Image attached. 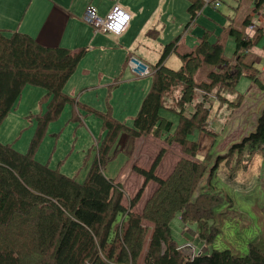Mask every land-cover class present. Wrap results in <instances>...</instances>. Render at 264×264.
<instances>
[{
    "label": "trees",
    "instance_id": "1",
    "mask_svg": "<svg viewBox=\"0 0 264 264\" xmlns=\"http://www.w3.org/2000/svg\"><path fill=\"white\" fill-rule=\"evenodd\" d=\"M248 1L254 3L251 14L239 26H228V35L236 41L233 58L225 54V35L214 42L211 31H205L196 47L185 53L178 52L177 37L164 47L154 66L151 86L132 127L114 118L110 109L94 112L102 118L106 135L81 181L40 163L34 152L48 121L66 102L74 101L63 88L85 49L73 52L44 46L26 33L7 35L0 29V125L26 85L45 87L53 98L29 152L20 153L0 142V264H264L263 242H251L245 255L226 248L196 252L191 258L179 249L171 229L172 220L180 215L184 223L196 224L206 244L213 243L221 232L220 209L233 202L216 177L220 174L227 188L245 192L253 180L242 173L258 156L264 158V107L255 129L219 155L215 164L211 153L203 157L197 153L200 133L215 136L211 119L216 100H226L225 94L236 90L242 76L264 88L251 52L264 39V26H258L251 37L246 35L254 13L264 10V0ZM206 3L190 0L186 30ZM174 52L182 60L179 69L165 65ZM163 110L174 113L178 121L164 117ZM122 132L134 139L151 135L167 145L178 143L183 152L166 178L157 174L166 146L149 168L134 166L144 182L129 204L124 202L125 184L104 172ZM150 181L158 187L136 211Z\"/></svg>",
    "mask_w": 264,
    "mask_h": 264
},
{
    "label": "rangeland",
    "instance_id": "2",
    "mask_svg": "<svg viewBox=\"0 0 264 264\" xmlns=\"http://www.w3.org/2000/svg\"><path fill=\"white\" fill-rule=\"evenodd\" d=\"M215 1L212 0L211 3L205 4L201 12H198L195 24H192L188 29L189 34H194L196 37L209 30L211 31V37H213L212 41H217L218 38L222 39L224 26L232 22L239 26L254 7V3L248 0H221V5L219 1V4L215 5ZM106 3L98 6V15L102 18H106L113 7V4ZM181 4V0L176 2L172 0L170 11L175 12L177 16H181ZM108 5V10L104 11L103 9H106ZM259 12L260 14L256 12L252 16V23L246 29L247 37L254 35L258 26H264V19L261 20L259 16L255 15L261 16L263 12ZM228 17L229 19L227 20ZM252 24L256 26L251 32L250 26ZM147 31L144 34H139L142 44L138 45L137 48L142 53L149 49V47H145L146 42H149L151 37L145 34ZM112 37L116 36L112 35ZM234 42H236L235 38L231 34L228 36V33H225L223 43L225 44V54L228 58H233L236 47ZM263 44L264 39L259 45L254 46L251 52L255 55L256 67L260 69L258 76L264 83V70H262V66H264ZM180 51H184V48H180ZM148 53L156 56L154 51ZM99 55H104V58H98ZM119 55V47L108 44L103 49L95 48L94 51H89L84 57L78 67V71L76 70V78L72 79L70 77L63 88L65 93L75 96L74 101L66 102L62 111L48 121L44 134L38 140L34 156L40 163L48 165L51 169L59 170L69 177H80L89 152L91 153L95 148L99 149L106 135L102 118L89 113L87 111L89 109V111L94 113L98 109H106L107 105L111 104L114 118L129 126L133 124V118L151 85L152 74L140 79L136 78L138 76L131 69V72L127 71V73H124L123 64L118 60ZM128 55L129 53L127 52L126 56ZM133 57L141 60L136 56ZM257 57L263 58L262 63L257 61ZM108 58H113V62H107ZM177 59L180 60L178 57ZM171 63L173 68L176 67L174 69L181 67L174 62ZM232 63L234 62L232 61ZM84 68H87L89 72L84 73ZM128 73L130 74L128 75ZM116 78L118 79L116 80ZM144 82L145 84L147 82V85L143 86L142 89L139 83ZM140 92L144 94L138 108L136 109L135 107L136 110L134 112L136 97L138 103ZM180 94L181 85L175 89L174 95L179 98ZM238 95H243L244 97L239 99ZM225 98L226 100L221 103L218 100L214 102L211 127L215 132V141L209 150V153L212 154V164H215L216 158L225 154L231 145L239 142L246 134L255 129L257 115L261 108L264 107V88H261L259 83H254L252 78L242 76L236 90L226 93ZM52 99V95L49 94L45 87L26 85L16 107L11 110L0 125V142L5 145H11L20 153L29 152L38 130L40 119L48 113ZM79 100L80 102H78ZM85 105L90 106L89 109ZM162 112L164 114L169 113L177 121V116L174 113L166 110ZM196 138H198L197 135ZM155 142L149 135L145 136V139L138 143L139 154L137 152L134 156H128L127 154L119 156H125L128 159L121 178L122 181L126 182V199H124L126 204H129L130 199L135 196L143 184V180L139 184L136 172L132 171L136 160L139 164H146L156 158L162 146L168 147L158 167L161 172L159 176L166 178L170 174L173 165L181 157L180 146L176 143L172 145H167L166 143L165 145L158 144L157 148H155ZM125 143L124 137H120L118 139V148L123 147ZM144 143L148 144V147L142 149ZM141 149L144 151L143 156H140ZM246 173H242V175L246 177L249 174L253 182L250 185V189L245 192L233 191L227 188L226 184L222 182L224 178L220 174L216 177L221 190H225L233 198L232 203H228L220 209V214H222L219 215L217 222L221 224V232L217 239L211 244H206L199 237L196 224H186L182 221L180 215H177L171 222V229L178 244L191 243L197 253L210 254L214 249L229 248L235 253L245 255L249 251L251 242L264 243V158L258 156L254 159ZM152 185L154 188V183ZM152 185L146 191L144 190V200L149 197L148 195L153 190ZM143 204L141 200L135 208L136 211H141ZM193 252L194 249L184 251L191 258L194 257Z\"/></svg>",
    "mask_w": 264,
    "mask_h": 264
},
{
    "label": "crops",
    "instance_id": "3",
    "mask_svg": "<svg viewBox=\"0 0 264 264\" xmlns=\"http://www.w3.org/2000/svg\"><path fill=\"white\" fill-rule=\"evenodd\" d=\"M173 1L176 2L177 0H173ZM185 1L187 2H184L183 0H181L182 7L180 11L182 12V15L177 16L175 12L170 11V5H171L172 0H0V29L7 35H11L15 31L26 33L34 37L40 44L44 46H50V47L62 46V47L70 49L73 52H78L81 49H85V53L83 57L81 58V60L79 61L78 66L76 68L77 71H78V67L80 63L82 62V60L88 54L89 51H94L95 48L103 49L107 47L108 44H111L112 46L119 47L120 55L118 57V60L120 61V63L123 64L122 68H123L124 73L125 72L127 73V71L131 72L129 65H128V60L130 56H136L140 58L141 61L144 62V64L154 68V66L157 64V62L159 61L162 55V51L164 47L168 45L169 43H171L172 41H174L177 37H180L177 42L178 52H181V53L190 52L196 47L200 36L198 35L195 37L194 34L188 33L189 31L188 29L192 25L187 30L185 29L186 28L185 25H187L191 19V14L188 10L190 6V0H185ZM218 1L220 2V5H221V0H216L215 2H218ZM106 2L113 4V6L116 4H119L123 8L128 10L132 15V20L130 22L129 27L123 34L119 36L115 35L116 37H112V35L114 34L107 33L104 31H96L94 26L91 23H89V21H87V19L85 18V11L88 5L95 6L99 13L98 6L107 4ZM108 8H109V5L106 9H103V10L107 11ZM258 13L260 14V12ZM261 13H262L261 16L258 14H255V15L259 16V19L262 20L264 19V11H261ZM229 17L231 16L229 15ZM229 17L227 18V20L229 19ZM233 23L234 22L230 24H233ZM192 24L194 25L195 21ZM230 24L228 25L226 24L227 26H224V30H223L224 32L227 33V30L229 28L228 26ZM155 27L158 29H156ZM146 30L148 31L145 34L150 35L151 37L149 38L150 41L146 42L145 47H149L150 50L149 49L145 50L142 53V52H139L137 48L138 45L142 44V41H140L139 34H144ZM180 48H184V51H180ZM153 51L154 53H156V56H153L151 55V53H148V52H153ZM125 52L126 53L128 52L129 55L126 56ZM177 57L180 60H178ZM98 58H104V55L103 56L99 55ZM263 58L257 57V61L261 62L264 60ZM108 61L113 62V58H108L107 62ZM181 61L182 60L180 58V55L177 52H174V53H171V55L166 59L165 65L173 68L172 67L173 65H171L172 64L171 62H174L177 66L180 67L182 66ZM76 70L74 71L75 74L73 73L71 76L72 79L76 78V75H77ZM262 70H264V66H262ZM87 72H89V70L87 68H84V73H87ZM129 74L130 73H128V75ZM136 78L141 79L142 77H136ZM117 79L118 78H116V80ZM114 85L117 86L118 84H114ZM139 85L142 86V89H143V86L145 87L147 85V82L146 84L145 82L139 83ZM67 94L68 96L72 98L75 97L69 93ZM143 94L144 93L141 94L140 92V95H138V103H137V97H136V104H134V112L138 108ZM78 102H80V100ZM88 105H85V107H88L89 109L90 106ZM140 106H139V109H140ZM109 109L113 116L111 104L107 105L106 109H98V111L107 112ZM89 110H87L89 113L94 114L100 118L99 115ZM162 115L171 120L173 118L169 113L164 114L162 112ZM174 119L175 118H173V120ZM177 121H178V118H177ZM177 121L174 120L175 123ZM132 126L133 124L131 125V127ZM103 127H104V124H103ZM104 130L106 133L105 128ZM122 136L124 137V140H126V143L124 145L125 147L123 146L121 148H118V140H117L110 153V157L112 160L104 168V172L107 176L112 177V178H117L119 181H122L121 178H122L123 170H124L125 164H127L126 162H128V159L125 156L123 157H119V156L122 154L124 155L127 154L128 156L129 155L134 156L138 152V149H139L138 143L142 141L143 139H145V136L137 138V139L129 138V136L123 132L120 134L119 138ZM149 137L156 141L155 148H157L158 144L165 145V142L162 139L155 138L151 135ZM214 137L215 136H213L212 133L209 134L205 131L200 133L199 141H198L199 142L198 149L207 150L209 152V150L214 144V141H215ZM129 143H131V145L128 146ZM176 144L180 146V144L178 143ZM152 145L154 146V144ZM147 147H148V144L144 143L142 149L143 148L145 149ZM142 149H141L140 156H143L144 151ZM158 149H159V146H158ZM180 151L182 152L181 146H180ZM197 153L199 157H203L207 155L199 150L197 151ZM97 154H98V149L96 148L91 153L89 152L87 159L85 161V166L82 169V173L80 177L79 178L76 177L78 180L81 181L85 178ZM152 162L153 160H150L146 164H142V163L139 164L136 160L133 167L139 166L142 168H149ZM175 164L171 168V172ZM133 167H132V171L136 172L133 169ZM159 169H158V175L161 174ZM136 174H137L136 177H138L137 179L139 181V184L142 183V180L144 182V177L141 174H138V172H136ZM122 182L126 185L125 181H122ZM153 183H154V188L152 185ZM151 185H152L153 190L148 195L149 197L145 198L144 200L143 199L144 193ZM157 187H158V184L155 181H150L148 183L143 193V196L141 198L142 204L143 202L144 204L146 203V201L152 196V194L157 189ZM145 223L151 224L150 222H147V221ZM179 245H182V244H179Z\"/></svg>",
    "mask_w": 264,
    "mask_h": 264
},
{
    "label": "built area",
    "instance_id": "4",
    "mask_svg": "<svg viewBox=\"0 0 264 264\" xmlns=\"http://www.w3.org/2000/svg\"><path fill=\"white\" fill-rule=\"evenodd\" d=\"M207 3H211L212 0H206ZM206 3V4H207ZM219 2H215V5H218ZM85 18L89 23H91L97 31H104L114 35L123 34L130 25L132 20L131 13L123 8L121 5L116 4L113 6L111 11L107 14L106 18H102L98 15L97 9L95 6L88 5L85 11ZM255 24L250 26L251 32L255 28ZM129 68L134 74L138 77H144L153 73V68L144 64L143 61L136 59L133 56L129 57L128 60ZM199 147V146H198ZM204 154H208L207 150L198 149ZM179 249L182 251L194 249L193 256L196 255V249L191 243L182 244L179 246Z\"/></svg>",
    "mask_w": 264,
    "mask_h": 264
}]
</instances>
